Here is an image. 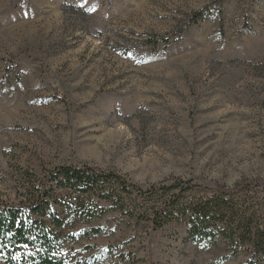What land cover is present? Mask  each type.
<instances>
[{
    "label": "rangeland",
    "instance_id": "rangeland-1",
    "mask_svg": "<svg viewBox=\"0 0 264 264\" xmlns=\"http://www.w3.org/2000/svg\"><path fill=\"white\" fill-rule=\"evenodd\" d=\"M61 166L263 197L264 0H0V206ZM96 204L58 232L66 264H264Z\"/></svg>",
    "mask_w": 264,
    "mask_h": 264
},
{
    "label": "trees",
    "instance_id": "trees-1",
    "mask_svg": "<svg viewBox=\"0 0 264 264\" xmlns=\"http://www.w3.org/2000/svg\"><path fill=\"white\" fill-rule=\"evenodd\" d=\"M202 16L196 13L194 21ZM19 182L15 204L0 206V256L5 264H66L58 232L71 216L78 221L101 217L105 210L97 208L98 201L153 229L181 223L191 241L223 240L234 247L248 246L251 258L264 257V196H252L245 185H236L234 195L222 187L200 188L181 179L142 189L114 172L67 166L53 170L45 181L22 172ZM59 190L76 198H58ZM80 198L87 202L85 206ZM56 206L64 209V217L54 214Z\"/></svg>",
    "mask_w": 264,
    "mask_h": 264
}]
</instances>
